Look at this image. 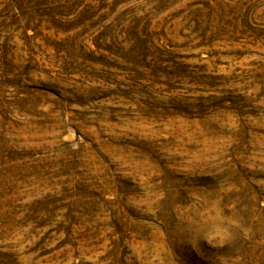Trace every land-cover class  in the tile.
Returning a JSON list of instances; mask_svg holds the SVG:
<instances>
[{"label":"rangeland","instance_id":"obj_1","mask_svg":"<svg viewBox=\"0 0 264 264\" xmlns=\"http://www.w3.org/2000/svg\"><path fill=\"white\" fill-rule=\"evenodd\" d=\"M0 264H264V0H0Z\"/></svg>","mask_w":264,"mask_h":264}]
</instances>
